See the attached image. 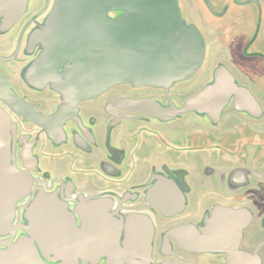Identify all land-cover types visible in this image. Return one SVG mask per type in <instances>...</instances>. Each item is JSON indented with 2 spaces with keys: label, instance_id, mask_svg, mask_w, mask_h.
<instances>
[{
  "label": "water",
  "instance_id": "1",
  "mask_svg": "<svg viewBox=\"0 0 264 264\" xmlns=\"http://www.w3.org/2000/svg\"><path fill=\"white\" fill-rule=\"evenodd\" d=\"M29 2L0 0V49L11 45L29 14H38ZM37 16L18 48L21 58L14 59L16 79L36 92V104L14 93L0 72V264H207L206 255L223 254L233 256L231 264L262 260H243L250 208L218 203L190 221L188 180L196 174L189 167L154 165L144 172L131 166L125 160L130 150L112 134L137 122L175 127L191 115L217 123L230 104L253 113L242 103L254 99L250 90L240 86L181 0H52ZM197 81L200 91L188 95ZM124 86L133 94L108 105L102 115L108 134L95 145L87 104ZM147 90L160 100L140 97ZM10 112L36 126L33 140L18 138ZM43 143L52 160L40 150ZM94 147L108 159L96 167L100 176L89 168L94 163H85L86 155L102 161ZM128 173L129 185L135 177L141 181L128 187ZM221 211L229 217L223 229L216 222ZM162 233L160 262L155 246Z\"/></svg>",
  "mask_w": 264,
  "mask_h": 264
},
{
  "label": "flooded vegetation",
  "instance_id": "2",
  "mask_svg": "<svg viewBox=\"0 0 264 264\" xmlns=\"http://www.w3.org/2000/svg\"><path fill=\"white\" fill-rule=\"evenodd\" d=\"M51 1L38 0L36 5L34 0H30L29 6L35 4L38 14H29L12 35L11 45L0 49V56L8 58L6 62L0 60V72L7 78L8 86L13 92L29 105L36 104L38 98L32 88L16 79L15 68L18 62L14 59L21 58L22 53L18 48L20 43L24 44L23 35L36 23L37 15L41 17ZM181 2L189 19L198 24L202 31L214 41L216 53L222 56L223 63L236 75L240 86L250 90L254 98L250 97V100H254V104L249 98H242V103H245L243 106L247 105V109L254 114L237 112L234 105L230 104L225 115L217 123L210 121L207 116L191 115L184 121H180L183 124L175 127L157 125L155 129L150 125L137 122L134 127L112 131V134L119 142L120 148L125 151L130 150L125 160L132 166L140 165L139 169L144 172L158 165V167L163 166L164 169L169 166V169L172 167L174 170L189 167L191 169L189 172L196 174L188 180L187 195L189 202H192L188 212L190 221L194 222L198 218H203L218 203L250 208L253 220L242 242V249L248 258L243 260L248 261L259 255L262 260L252 261V264H264V0H181ZM206 79L208 80L205 77L200 82L204 83ZM198 83L194 84L188 95L200 91L202 83L200 85ZM124 94L132 96L133 92L129 87H118L87 104L86 110L91 112L88 125L92 129L94 127L98 134L95 145L100 144L102 140L100 134L103 132L108 134L109 122L106 124L102 115L106 113L108 105L115 104V101ZM150 96L160 100V94L153 90L144 91L140 97ZM109 110L112 111L113 108L109 107ZM10 114L12 122L16 125L18 138H29L28 142L33 140L36 126L15 113L10 112ZM95 117H102L103 121L96 120ZM109 119L112 121V118ZM126 123L131 126V121ZM166 127L172 129H166ZM188 127L189 129H186ZM140 138L145 139L144 147L140 148L141 153L137 151L132 154L139 144L138 141H141ZM35 149L33 151L37 155L35 152L37 148ZM93 149L103 162L99 158L92 160L86 155L85 163H94L89 168L93 167L95 173L100 176L102 174L96 167L105 163V160L107 162L108 159L100 154L104 150L97 147ZM93 149L88 152H93ZM40 150L45 156L49 155L47 158L51 157L52 160L53 156L49 153L47 143H43ZM20 152L21 148L17 146V163L21 169L23 162L20 160ZM190 160L191 163L188 164ZM197 169L203 174L198 173ZM130 174L126 175L128 185L131 179ZM134 179L129 186L124 185L121 189L135 186L141 181L136 177ZM117 186L116 184L114 188L112 185L111 188L120 189V186ZM227 213L228 211L221 213L226 217L218 215L216 218V222L221 223L222 229L224 223L228 224L229 221ZM16 223L17 221L14 225ZM226 229L229 230L228 226ZM162 238L163 233L159 236L161 242L155 246V257L160 262L164 258ZM172 244L174 249H177L173 240ZM180 254L186 256L185 253ZM232 257L227 254L206 255V262L207 264H231L234 259Z\"/></svg>",
  "mask_w": 264,
  "mask_h": 264
},
{
  "label": "crops",
  "instance_id": "3",
  "mask_svg": "<svg viewBox=\"0 0 264 264\" xmlns=\"http://www.w3.org/2000/svg\"><path fill=\"white\" fill-rule=\"evenodd\" d=\"M142 137H143V135H142ZM142 137H141V138H142ZM141 138H140V139H141ZM144 140H145V139H141V141H138L139 144H137V146L135 147L136 149L134 148L135 150L132 152V154L137 153V151L141 153L140 148L143 149V147H144V143H145ZM137 149H138V150H137ZM132 154H131V155H132ZM131 166H132V165H131ZM110 183H111V182H110ZM110 183H106V188H108V187H112Z\"/></svg>",
  "mask_w": 264,
  "mask_h": 264
},
{
  "label": "rangeland",
  "instance_id": "4",
  "mask_svg": "<svg viewBox=\"0 0 264 264\" xmlns=\"http://www.w3.org/2000/svg\"><path fill=\"white\" fill-rule=\"evenodd\" d=\"M203 76H204V75H202V77H201V79H200L201 81H202V79L205 78V77L203 78ZM197 83H198V81H197ZM176 93H177V92H176ZM179 94L181 95L182 93L180 92ZM186 129H187V128H186Z\"/></svg>",
  "mask_w": 264,
  "mask_h": 264
}]
</instances>
